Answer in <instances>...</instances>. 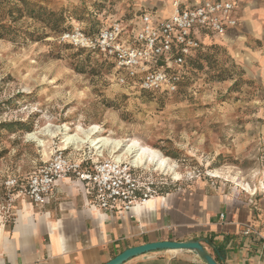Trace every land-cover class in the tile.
Segmentation results:
<instances>
[{"label":"rangeland","instance_id":"obj_1","mask_svg":"<svg viewBox=\"0 0 264 264\" xmlns=\"http://www.w3.org/2000/svg\"><path fill=\"white\" fill-rule=\"evenodd\" d=\"M139 13L138 0H0V26L11 27L0 29V221L3 181L29 176L65 146L53 137L64 126L71 135L98 126L100 136L160 152L175 173L144 166L168 189L264 197V78L248 76L240 38L208 40L175 94L121 85L103 58L60 42L74 28L94 35Z\"/></svg>","mask_w":264,"mask_h":264},{"label":"crops","instance_id":"obj_2","mask_svg":"<svg viewBox=\"0 0 264 264\" xmlns=\"http://www.w3.org/2000/svg\"><path fill=\"white\" fill-rule=\"evenodd\" d=\"M138 1L140 13L167 18L177 0ZM227 1L239 6L237 28L224 37L204 36L203 49L211 38L235 35L248 76L264 78V0ZM7 214L0 221V264H106L128 248L168 240L199 241L219 264H264V197L237 191L164 186L144 208L126 214L98 208L89 188L68 178L56 182L42 205L15 195ZM248 226L255 234H245ZM124 264L208 263L191 250H167Z\"/></svg>","mask_w":264,"mask_h":264},{"label":"built area","instance_id":"obj_3","mask_svg":"<svg viewBox=\"0 0 264 264\" xmlns=\"http://www.w3.org/2000/svg\"><path fill=\"white\" fill-rule=\"evenodd\" d=\"M172 8L167 18L143 11L135 21H115L94 35L77 27L63 33L60 42L105 56L113 62L121 85L175 94L203 49V37H224L237 28L239 6L227 0H201L198 4L175 1ZM68 178L89 188L98 208L126 214L144 208L166 186L163 177L150 169L124 158L90 155L77 145L56 150L29 176L7 177L2 185L9 204L20 195L42 205L56 182ZM253 233L248 226L245 234Z\"/></svg>","mask_w":264,"mask_h":264},{"label":"bare ground","instance_id":"obj_4","mask_svg":"<svg viewBox=\"0 0 264 264\" xmlns=\"http://www.w3.org/2000/svg\"><path fill=\"white\" fill-rule=\"evenodd\" d=\"M51 129L52 128H50V130ZM79 130H80V132H82V135H79V134L78 135H71L70 133H68V127L64 126V127L58 128L54 134L53 133H51V134H53V137H57V135H62L63 144L65 146L61 147L60 148L61 150L68 148L69 145H77L79 147H82V146L88 144L90 146V148L96 150L97 153L100 154L99 156H102L101 153L106 148L112 149L113 151L111 150L112 152L110 151V153L114 158H117V159L124 158V157L116 156V152L124 151L126 154H128L134 158V161H132L131 159H129V160L132 163H135L136 165H141L142 167L148 169V167H146L144 165L145 164H153V165L157 166L159 169H162L163 172L164 171H171L172 173H175L174 167L172 165H170L169 160L166 159L165 157H163L160 152L155 151V150L150 149V148L143 147L137 141L114 140V139H109L107 137L100 136L98 134L99 130H100V128L98 126H93L87 131L82 130L80 128H79ZM33 139H35V135H34ZM124 159H126V158H124ZM155 170L158 171L157 169H155ZM151 200H153V199H151Z\"/></svg>","mask_w":264,"mask_h":264},{"label":"water","instance_id":"obj_5","mask_svg":"<svg viewBox=\"0 0 264 264\" xmlns=\"http://www.w3.org/2000/svg\"><path fill=\"white\" fill-rule=\"evenodd\" d=\"M191 250L196 252L208 264H219L204 248L199 241H161L143 244L124 250L106 264H124L132 258L147 255L157 251Z\"/></svg>","mask_w":264,"mask_h":264},{"label":"trees","instance_id":"obj_6","mask_svg":"<svg viewBox=\"0 0 264 264\" xmlns=\"http://www.w3.org/2000/svg\"><path fill=\"white\" fill-rule=\"evenodd\" d=\"M11 27L10 26H7V25H1L0 26V29L2 30H9ZM66 31V30H64ZM0 37H3V34H0ZM83 51V50H82ZM85 51V50H84ZM88 52V51H86ZM88 53H91V54H96L98 56H100V58H103L104 62H106L108 64V66H110L111 70L114 72V75L117 77V72L115 70V67H114V64L113 62H111L110 60H108L105 56H103L102 54H99V53H92V52H88Z\"/></svg>","mask_w":264,"mask_h":264}]
</instances>
